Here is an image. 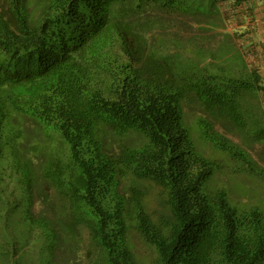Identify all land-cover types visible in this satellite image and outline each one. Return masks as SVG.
<instances>
[{
	"label": "trees",
	"instance_id": "obj_1",
	"mask_svg": "<svg viewBox=\"0 0 264 264\" xmlns=\"http://www.w3.org/2000/svg\"><path fill=\"white\" fill-rule=\"evenodd\" d=\"M254 3L0 0V264H264Z\"/></svg>",
	"mask_w": 264,
	"mask_h": 264
},
{
	"label": "crops",
	"instance_id": "obj_2",
	"mask_svg": "<svg viewBox=\"0 0 264 264\" xmlns=\"http://www.w3.org/2000/svg\"><path fill=\"white\" fill-rule=\"evenodd\" d=\"M252 0H243V6H246ZM254 11L252 21L245 20L250 31L242 38L243 47L252 48V57L247 58L254 62V66L264 75V0H254ZM249 48V49H250ZM248 55V53H247Z\"/></svg>",
	"mask_w": 264,
	"mask_h": 264
},
{
	"label": "rangeland",
	"instance_id": "obj_3",
	"mask_svg": "<svg viewBox=\"0 0 264 264\" xmlns=\"http://www.w3.org/2000/svg\"><path fill=\"white\" fill-rule=\"evenodd\" d=\"M240 44V41H239ZM242 45V44H241ZM250 61V60H249ZM264 104V99L262 100ZM194 114L188 115V121L193 125V116ZM216 127L222 131L221 128H219L217 125ZM195 134V132H193ZM197 134H195L196 137ZM201 145V143H200ZM206 151L209 152L210 148L207 146ZM256 149H261L260 147H256ZM264 163V162H262ZM220 179H222L226 185L229 187V191L231 194V197L233 200L240 201V202H261L264 200V188L259 184L254 181H251L248 179L246 175H235V174H230L228 175L227 173L220 175ZM150 200H154V194L151 192L149 194Z\"/></svg>",
	"mask_w": 264,
	"mask_h": 264
},
{
	"label": "built area",
	"instance_id": "obj_4",
	"mask_svg": "<svg viewBox=\"0 0 264 264\" xmlns=\"http://www.w3.org/2000/svg\"><path fill=\"white\" fill-rule=\"evenodd\" d=\"M248 56H251L252 57V53L250 52V53H248Z\"/></svg>",
	"mask_w": 264,
	"mask_h": 264
}]
</instances>
